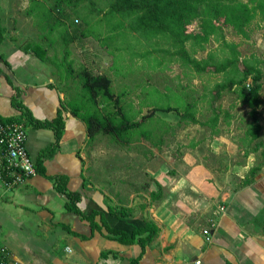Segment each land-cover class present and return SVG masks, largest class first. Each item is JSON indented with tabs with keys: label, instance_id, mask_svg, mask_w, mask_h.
I'll use <instances>...</instances> for the list:
<instances>
[{
	"label": "crops",
	"instance_id": "crops-1",
	"mask_svg": "<svg viewBox=\"0 0 264 264\" xmlns=\"http://www.w3.org/2000/svg\"><path fill=\"white\" fill-rule=\"evenodd\" d=\"M1 1L0 10L5 7ZM15 9L13 6L12 12ZM17 12L23 13L21 18L0 16L4 29L0 43V118H17L25 123L26 150L39 172L13 188L5 187L0 179V243L8 251L10 261L130 264L132 259H138L139 264H264V105L257 118L262 129L253 143L247 137L250 117L236 138L234 114L217 105L220 99L214 106L230 112V120L224 122L220 117L214 131L207 126L185 124L208 130V140H191L184 146L198 149L196 152L202 146L204 155L194 158L186 154L176 166L164 164L161 168L154 166L153 157H147L150 164L142 176L136 174L138 167L125 174L116 172L114 177L94 172L86 153L91 141L85 125L62 106L78 95L80 82L69 74L68 64L62 61V46H45L48 37L56 36L51 27L46 31L36 29L32 16L21 9ZM3 21L11 23L5 26ZM255 27L264 29V23L256 21ZM262 33L256 36L264 37ZM32 43L40 44L44 52L37 54L30 47ZM234 43L240 51V42ZM71 46L67 48V61L72 63V70L88 67L77 62ZM259 47L258 56L250 53L245 59L264 61V38L262 50ZM259 67L263 71L264 96V64L259 63ZM157 72L160 71L152 73ZM195 99L199 100L196 118L204 122L213 113L210 109V115L200 119L202 106L210 104L208 99L203 100V94ZM15 102L21 104L22 111ZM58 113L64 131L55 146L54 131L34 123L52 121ZM134 142H150L157 148L163 138L160 145L149 140ZM257 142L262 145L253 151ZM257 166L259 170L253 174L252 169ZM59 183L67 192L77 194L73 200L76 211L67 209L71 198L56 189ZM142 185L145 190L140 189ZM121 209L130 211L129 215L123 217ZM148 223L159 231L143 253L137 242L118 241L121 233L132 235Z\"/></svg>",
	"mask_w": 264,
	"mask_h": 264
},
{
	"label": "trees",
	"instance_id": "trees-1",
	"mask_svg": "<svg viewBox=\"0 0 264 264\" xmlns=\"http://www.w3.org/2000/svg\"><path fill=\"white\" fill-rule=\"evenodd\" d=\"M43 9L42 21L45 28L51 27L55 35L59 29H62L61 44L65 55L62 61L69 66V74L79 80V93L69 101H64L62 106L70 109V113L80 119L86 128L89 141H93L97 135L111 137L113 142L125 145L133 141H146L152 138L150 132H143L137 136L134 132L141 127H146L149 122L157 119L162 132V126L165 131L160 133L154 129V133L163 136L166 133L167 122L158 117V113H175L179 116L180 122L186 125L198 124L207 126L214 131L220 121V117L230 120L231 114L222 110L221 107L214 106L224 93H232L237 101L246 106L250 112V122L247 137L251 143L259 138L261 124L257 123L258 110L264 105V96L261 95L263 84V71L259 59L251 61L242 59L241 52L238 50V44L229 42L224 34V28L230 27L236 35L244 40L250 39L251 25L258 21L264 23V0H28ZM86 5H90V13L100 16L99 25L101 30L97 33L89 34L88 22L82 19L77 12ZM29 11L25 15L29 16ZM34 12V11H32ZM104 16V17H102ZM119 16L122 20V27L131 32L140 33L145 38L161 39L167 42L169 48H158L150 51L153 54H166L165 62H154L155 66L144 65L138 70L146 71L148 80L152 72L160 71L159 68L166 66L167 69L173 63L179 64L183 69L194 71L196 74H215L221 75V81L217 82L209 90V98L203 95V100L208 99L209 108L213 113L206 121L202 122L196 118L198 99L182 100L180 105H168L164 108L151 104H146L143 100L140 108L136 111L138 115L128 119L126 111L132 112L133 104L126 103L124 98L127 93H115L111 86L113 79L105 74H98L88 67H82L80 70H72V63L67 61L69 44L75 40L92 38L99 44L100 48L115 61L114 54L111 53L102 40V32L106 24V18ZM106 17V18H105ZM192 24H196L197 30H190ZM39 28H41L38 25ZM99 27V26H98ZM99 27V28H100ZM115 30V29H114ZM4 29L1 26L0 19V43L3 41ZM51 35V33H50ZM48 37L45 46L50 48L54 44L53 39ZM59 38V39H60ZM58 40V39H57ZM213 42L217 49L207 54L205 59L198 60L197 52H204L207 45ZM58 43V41H57ZM34 45V47H33ZM31 48L38 54L44 52V49L38 43L31 44ZM165 49V50H164ZM43 54V53H42ZM157 63V65H156ZM114 68V64H113ZM161 69L160 72H164ZM149 73V74H148ZM145 103V104H144ZM15 107L22 111L20 103H14ZM143 108V109H142ZM144 109L146 112L144 113ZM224 111V112H223ZM26 115L30 122L33 119ZM224 115V117H223ZM20 119L0 118V122H8ZM33 123V122H32ZM226 124H230L226 123ZM34 126L52 129L55 134V146L58 145L64 131V122L61 115L52 121H35ZM218 133V132H217ZM162 137L159 138L160 145ZM156 145V144H155ZM194 144H192L193 146ZM261 142H257L253 151H258ZM264 163V148L261 151ZM260 166L254 167L252 173L259 170ZM36 173L39 172L37 164L34 165ZM56 189L63 192L67 198H71V203L66 205L68 210L76 211L73 200L77 197L76 193H69L65 190L64 184L59 183ZM122 216H128L130 211L121 209ZM159 229L154 224H146L144 228L136 229L132 235L121 233L118 241L124 244H133L137 242L142 253L146 244L150 243L157 235ZM147 233L144 237L141 235ZM138 259H132L130 264H139Z\"/></svg>",
	"mask_w": 264,
	"mask_h": 264
},
{
	"label": "rangeland",
	"instance_id": "rangeland-1",
	"mask_svg": "<svg viewBox=\"0 0 264 264\" xmlns=\"http://www.w3.org/2000/svg\"><path fill=\"white\" fill-rule=\"evenodd\" d=\"M1 2L5 4V7L2 6L3 9L0 10V16H19L18 18H21L20 16L23 13H18L17 10L29 11L28 8L31 7L32 10L29 16H32L31 21L37 26L36 29H40L41 31L47 30L41 19V16H43V9L39 6H36L35 9V4L30 3L28 0H2ZM11 6H15L16 9L14 12H12ZM90 9L91 6L86 5L85 8H82L77 13L81 15L82 19L88 22L89 26L87 31L89 34H95L101 30L99 25L100 16L91 14ZM105 21L106 24L103 28L105 30L102 32V40H104L103 45L108 47L109 51L115 55V61L107 56L99 47V44L92 38L75 40L73 43L69 44V46L72 45L71 48L73 54L75 53L78 63L85 64L92 68L94 72L96 70L102 71L113 79L111 86L113 92L122 93L125 91L127 93V96L124 98L125 102L133 104L134 106L132 112L130 110L126 111L125 115L128 119L133 117L136 118L138 115L136 110L140 108V103L143 100L147 105L152 103L155 106L164 108L168 105H180V97L185 101H192L202 94L209 98V90H211L217 82L221 81V75L212 73L196 74L194 71L183 69L179 64H174L167 70L165 69L166 66L160 67L159 70L161 71V69H163L164 72L152 73L149 77L150 80H148V75L145 73L146 71L138 69L140 66L144 65L143 63L155 66L154 62H165L166 59H168L166 54H153L154 52L151 53L150 51L158 48H169L167 43L169 41L163 42L162 38L153 40L152 38L141 36L140 33L131 32L127 28L122 27V20L119 16H115L114 18L108 17ZM9 22L11 23V21ZM9 22L3 21V24L6 26ZM38 25L41 28H39ZM250 28L251 37L248 41L236 35L230 27L224 28L225 37L229 42H240L239 46L242 59L243 57H248L250 53L258 56L257 53H260V51H258L257 46L259 45V49L262 50V38L264 37H257L256 35H262L264 29H257L255 27V22H253ZM190 30H197L196 24H192ZM61 35L62 29L60 28L56 36L52 37L54 44H61ZM29 41L32 40L29 39ZM216 49V45L211 41L204 52H197L196 58L198 60L205 59L209 52ZM261 55H264V52H262ZM217 105L223 106L224 109H230L234 114L232 124L235 127V136L236 138L240 136L242 134V128H244L249 121V109L241 105L237 101L236 96L232 93H224L220 103ZM231 107H233V109H231ZM210 109L211 107L209 108L203 105V115L199 116L200 119L208 117L210 115ZM145 112L146 109H144V113ZM261 112L263 115L264 107ZM160 116L161 119L169 124L165 125V135L161 136L154 133V129L159 130L160 133L165 131V128L162 126L161 132L157 119L149 122L146 127H141L134 132L139 136L143 132H148L149 129L152 130L150 132L152 138H150L149 141L158 143L159 138H163V143L157 148L152 147L151 144H149L150 142L142 144H135L134 142L130 145H125L113 142L109 136L98 135L91 141V145H88V149L86 150L92 163V170L94 172H105L114 177L116 172L118 175L119 173L125 174L130 172V168L133 170V168L138 167L136 174L142 176L143 173H145L146 167L150 164V159H147V157H153L151 159L155 160L154 166L161 168L164 164H166V166L171 164V167L176 166L179 160L181 161L183 157H186V154H191L194 158L199 155H204L201 152L202 146L199 147V152H196L198 149L191 150L184 146L191 140H208V130L196 125L186 126L184 123L180 122L179 116L175 113L165 115L160 113ZM262 122L264 126V120H262ZM262 141H264L263 137ZM206 155L208 156V153H206ZM174 173L175 172L172 170V174ZM123 182L125 183V181ZM140 189L145 190L146 186L142 185Z\"/></svg>",
	"mask_w": 264,
	"mask_h": 264
},
{
	"label": "built area",
	"instance_id": "built-area-1",
	"mask_svg": "<svg viewBox=\"0 0 264 264\" xmlns=\"http://www.w3.org/2000/svg\"><path fill=\"white\" fill-rule=\"evenodd\" d=\"M26 140L27 129L22 122H0V179L7 188L18 186L36 174L26 150ZM9 257L0 243V264H13Z\"/></svg>",
	"mask_w": 264,
	"mask_h": 264
}]
</instances>
